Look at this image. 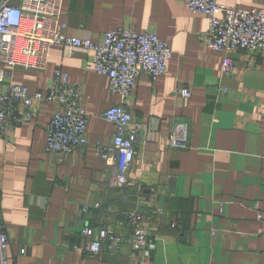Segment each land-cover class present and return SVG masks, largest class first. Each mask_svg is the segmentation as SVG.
Returning a JSON list of instances; mask_svg holds the SVG:
<instances>
[{"label": "crops", "instance_id": "obj_1", "mask_svg": "<svg viewBox=\"0 0 264 264\" xmlns=\"http://www.w3.org/2000/svg\"><path fill=\"white\" fill-rule=\"evenodd\" d=\"M218 1L264 10V0ZM60 22L67 35L94 41L119 27L151 30L173 57L156 80L142 73L127 101L138 121L157 128L138 142L123 186L109 185L108 166L95 150L96 142L113 140L115 126L102 114L120 97L93 70L92 54L66 55L56 44L45 69H11L8 80L30 93L45 91L56 68L67 72L83 90L90 140L70 154L46 151L54 103L40 105L34 121L0 138V219L12 263L264 264V222L255 210L259 203L264 211V52L208 48L206 15L182 0H63ZM226 56L235 63L228 72ZM185 85L189 99L177 93ZM178 120L190 123L188 149L168 145ZM136 209L145 215L151 247L131 242L126 215ZM102 228L124 242L116 252L89 254L83 247Z\"/></svg>", "mask_w": 264, "mask_h": 264}, {"label": "built area", "instance_id": "obj_2", "mask_svg": "<svg viewBox=\"0 0 264 264\" xmlns=\"http://www.w3.org/2000/svg\"><path fill=\"white\" fill-rule=\"evenodd\" d=\"M62 3L63 0H0V138L9 139L19 125L34 121L40 105L54 103L57 109L46 125V151L70 154L90 144L83 90L79 83L70 81L67 72L56 68L46 90L35 93L8 78L15 67L45 69L50 49L56 44L64 46L66 55L77 51L91 53L93 70L107 76L110 93L120 97L119 103L102 114L115 126L113 140L108 145L96 142L95 150L108 166L109 185L123 186L129 181L138 142L157 128L138 121L129 111L127 101L133 96L142 73L149 74L153 80L166 74L173 51L154 31H138L131 26L106 31L98 41L91 36H69L65 32L66 24L60 22ZM182 3L186 9L206 15L208 48L225 53L264 52V10L229 7L218 0H182ZM234 67V61L226 56L223 71ZM220 90L229 91L225 87ZM177 93L189 99L192 88L185 85ZM168 145L179 149L190 147L188 121L175 122ZM255 210L258 220L264 222L259 203L255 204ZM144 221L145 215L139 209L127 212L126 226L136 249L153 246V237ZM90 231L85 226L81 232L87 237ZM123 242L122 236L102 228L98 237L87 240L83 249L89 254H99L104 248L116 252ZM9 244L7 227L0 219V264H13L8 255Z\"/></svg>", "mask_w": 264, "mask_h": 264}]
</instances>
